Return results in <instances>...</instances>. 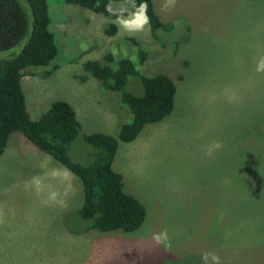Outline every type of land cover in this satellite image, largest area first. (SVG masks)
I'll return each instance as SVG.
<instances>
[{
    "label": "rangeland",
    "instance_id": "rangeland-1",
    "mask_svg": "<svg viewBox=\"0 0 264 264\" xmlns=\"http://www.w3.org/2000/svg\"><path fill=\"white\" fill-rule=\"evenodd\" d=\"M152 1L167 25L158 38L144 23L143 4L112 1L104 15L48 0L58 53L21 77L31 119L65 100L81 135L115 137L130 110L84 71L85 61L111 53L174 80L173 112L134 140H118L112 163L123 190L145 207L142 225L90 227L78 214L79 178L14 131L0 155V264H264V0ZM110 23L113 35L104 33ZM125 88L142 94L136 77ZM92 152L79 137L69 155L87 164ZM164 231L167 240L158 243Z\"/></svg>",
    "mask_w": 264,
    "mask_h": 264
},
{
    "label": "trees",
    "instance_id": "trees-1",
    "mask_svg": "<svg viewBox=\"0 0 264 264\" xmlns=\"http://www.w3.org/2000/svg\"><path fill=\"white\" fill-rule=\"evenodd\" d=\"M121 0H64L96 13L109 15L110 2ZM135 7L143 4L144 13L155 38L167 28L156 13L152 0H131ZM48 0H0V52L21 47L8 58L0 59V155L10 134L21 132L42 152L75 174L81 181L83 201L78 214L90 220L99 231H134L146 215L144 205L123 190L122 176L112 168L118 140H134L148 123L161 121L174 110L176 86L162 73L140 72L127 57L116 59L107 53L101 60H87L83 69L95 77L104 90L116 91L131 113V121L121 122L116 137L102 132L80 134L81 124L73 107L65 100H54L38 119H31L26 108L21 77L28 66L48 65L56 57L58 46L50 29ZM114 23L106 24L104 33L113 35ZM129 40L138 44L133 38ZM140 55L144 51L139 49ZM58 66L46 71L50 74ZM130 77L138 78L142 94L126 90ZM92 147V160L82 164L71 159L69 151L78 138Z\"/></svg>",
    "mask_w": 264,
    "mask_h": 264
},
{
    "label": "clouds",
    "instance_id": "clouds-1",
    "mask_svg": "<svg viewBox=\"0 0 264 264\" xmlns=\"http://www.w3.org/2000/svg\"><path fill=\"white\" fill-rule=\"evenodd\" d=\"M141 7L143 8V7H145V6H141ZM144 23H145V24L147 23V18H146V16H145V18H144ZM142 26H143V25H141V27H142ZM258 70H264V60H261V62H260V66H259ZM216 147H219V144H217ZM210 151H211V150H209V154H210ZM154 239H155L158 243H163L164 241L167 240V232L164 231V232H162V233H158V234H156L155 237H154ZM206 258H207L206 255L202 256V261H203V260H206Z\"/></svg>",
    "mask_w": 264,
    "mask_h": 264
},
{
    "label": "crops",
    "instance_id": "crops-1",
    "mask_svg": "<svg viewBox=\"0 0 264 264\" xmlns=\"http://www.w3.org/2000/svg\"><path fill=\"white\" fill-rule=\"evenodd\" d=\"M5 150V149H4ZM4 152V151H3Z\"/></svg>",
    "mask_w": 264,
    "mask_h": 264
}]
</instances>
